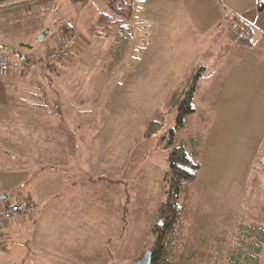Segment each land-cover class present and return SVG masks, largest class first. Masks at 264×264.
I'll list each match as a JSON object with an SVG mask.
<instances>
[{"label":"crops","instance_id":"0c3cea01","mask_svg":"<svg viewBox=\"0 0 264 264\" xmlns=\"http://www.w3.org/2000/svg\"><path fill=\"white\" fill-rule=\"evenodd\" d=\"M141 1L149 26V47L181 52L193 49L198 61L208 55L215 62L209 78V70L206 72L204 66L198 89L205 82L204 94L197 99L198 106L193 104L195 111L188 115H195L202 108L208 114V122L202 126L206 137L200 147L199 179L212 193L224 197L234 183L245 186L253 177L263 175L264 179V170L260 168L264 165V9H259L260 0ZM109 2L74 0L80 5V13L94 5L98 9L87 24L71 17L61 24L71 28L76 41L72 54L64 60L67 69L77 60L85 63L81 55L93 41L76 30L86 24L89 33L101 13L110 11ZM136 2L133 1L134 5ZM54 3L55 0H0V50L14 40V34L24 39L33 32L38 38L46 30L39 13L47 6L49 11ZM233 22L236 25L244 22L253 28V44H237L232 40L228 29ZM48 34L49 31L44 40ZM101 38L108 40L106 36ZM115 42L120 44L114 50H122L132 40L123 35ZM108 43L109 40L99 46L105 49ZM133 69L136 74L137 66ZM9 71L17 72L12 65ZM1 74L6 73H0V207L18 198H31L37 206L28 226H20L17 220L9 222L5 229L11 238L6 239L7 252L16 241L19 247L16 259L25 261L20 245L23 240L24 245L31 243L33 249L37 248L35 255L45 247L50 252L53 242L62 248L58 262H68L69 230L78 228L77 216H85L92 208L99 210L101 218L97 221L109 225L107 240L115 232L122 234L123 197L120 199L114 190V185L122 180L114 181L115 169L101 165L103 156L92 162L83 153L92 143L103 145L100 131L115 132L112 124L100 120L105 112L90 108L86 98L70 95L68 88L57 89L69 87L72 80L63 82L45 77L26 80ZM199 133L202 134L201 130L195 135ZM234 169L240 171L236 174L239 178L236 175L228 178ZM59 231L62 234L56 239ZM61 238L63 242L59 241ZM4 258L0 256V264H10Z\"/></svg>","mask_w":264,"mask_h":264},{"label":"rangeland","instance_id":"374dc122","mask_svg":"<svg viewBox=\"0 0 264 264\" xmlns=\"http://www.w3.org/2000/svg\"><path fill=\"white\" fill-rule=\"evenodd\" d=\"M141 2L137 1L133 5V17L123 22L128 25V37L132 40L125 46L127 49L114 50L120 44L115 41H120L121 34L124 33L118 32L120 28L117 27V22L111 23L110 29L105 32L110 42L105 49L102 45L100 48L99 43L107 44L108 40L91 35L90 30V34L88 33L86 24L94 19L98 9L96 5L80 13V5L75 4L74 0H55L52 9L47 11V6L38 16L41 25H46V30L49 31L46 40L39 39L41 34L36 38V35H32L33 32L25 40L14 34V40H10L0 50V54L8 56L13 69L17 70L12 73L8 72V68L0 71L6 73L1 75L26 80L38 77L56 78L63 82L72 80L69 87L57 89L64 91L68 88L70 95L78 94V97L82 95L86 98V105L90 108L105 112L100 120L108 121L107 125L112 124L116 133L110 130L107 133L100 131L99 137H103V145L95 146L92 143L85 147L86 151L83 153L92 162L97 161L100 156L105 158L101 165L115 169L116 178L111 179L122 182L115 184L114 190L120 199L123 197L122 234L115 232L107 240L111 232L109 225L99 223V210L92 208L85 216H77L80 218L78 228L69 230L68 262H58L61 257L58 253L62 252V248L51 243L50 239L48 241L53 249L49 252L50 248H42L37 252L38 255H35L37 248L33 249L31 243L24 245L23 240L20 245L26 259L18 261L17 242L14 241L12 250L7 252L6 239L10 237L5 234L0 256H6L4 260L8 258L10 264H132L141 260L152 248L153 228L160 218L163 221L158 208L166 199L165 175L169 168L167 141L171 136V128L178 124L180 99L199 67L206 65L209 78L215 62L207 55L201 57L199 63L193 49L181 52L171 48L157 50L156 47H149V26L145 22L146 11ZM69 17L86 23L76 31L79 35L93 38V41L81 55L85 63L72 60L74 64H69L67 69L65 59L51 63L46 60V55L55 47L61 37V24L63 21L69 22ZM102 30L105 31V26ZM22 56L25 60H22ZM136 66L134 74L133 68ZM204 84L206 83H202L195 100L193 99V104L197 106V99L200 100L204 94ZM205 110L199 109L195 115L188 116L186 125L176 129V144L200 130L202 142L204 141L206 134L202 131V126L208 122ZM260 168L264 170L262 166ZM234 171L228 178L240 172ZM261 176L253 177L245 186L234 183L231 192L225 197L212 193L199 177L185 186L180 195V202L184 206L182 225L185 228V248L183 251L174 250V256H178L185 264H225L237 235L253 225L264 226V179ZM236 178L239 176L236 175ZM34 214L23 223L18 220L16 223L28 226L32 223L30 221ZM13 222L11 220L10 224ZM16 223L14 225L17 226ZM61 234L62 232L54 235L58 239ZM59 241L63 242L64 239ZM262 244L260 261L264 264V241Z\"/></svg>","mask_w":264,"mask_h":264},{"label":"trees","instance_id":"16d2710c","mask_svg":"<svg viewBox=\"0 0 264 264\" xmlns=\"http://www.w3.org/2000/svg\"><path fill=\"white\" fill-rule=\"evenodd\" d=\"M133 1L110 0L109 7L111 10L101 13L90 28L91 34L105 37L107 35L105 32L110 29L111 23L117 22V27L120 28L118 32L125 33L121 34V37L128 35L129 27L123 22L133 17ZM259 9H264V0L259 1ZM103 26H105V31L102 30ZM228 30L235 43L253 44L254 33L249 24L241 22L236 25L233 22L232 25L230 23ZM60 32L61 38H64L71 32V28L67 24H63L60 27ZM204 71L205 67L200 66L189 81V85L179 102L178 124L171 128V136L167 141L169 168L165 175L167 182L166 199L160 203L158 208L163 221L157 222L153 228L154 243L149 250L152 256L151 264H185L180 261L178 256H174V250L183 251L185 248V228L182 225L184 206L180 202V195L185 186L198 178L201 169L202 134L194 135L179 144L175 143L174 138L176 129L183 127L187 116L195 111L193 99L199 89V78ZM260 240L262 241L258 242ZM234 241L235 244L232 246L225 264H261L260 255L263 252L264 226L253 225L239 236L237 235Z\"/></svg>","mask_w":264,"mask_h":264},{"label":"built area","instance_id":"2783aa9c","mask_svg":"<svg viewBox=\"0 0 264 264\" xmlns=\"http://www.w3.org/2000/svg\"><path fill=\"white\" fill-rule=\"evenodd\" d=\"M76 47V41L73 34H68L61 38L58 44L49 50L46 60L51 63H58L69 57ZM11 66L8 56L0 54V71L7 70ZM264 168V165H263ZM36 203L31 198H18L14 202H8L0 207V249L1 243L5 238V229L11 220H20L24 222L31 218L36 210Z\"/></svg>","mask_w":264,"mask_h":264},{"label":"water","instance_id":"95a60500","mask_svg":"<svg viewBox=\"0 0 264 264\" xmlns=\"http://www.w3.org/2000/svg\"><path fill=\"white\" fill-rule=\"evenodd\" d=\"M136 1H141V0H136ZM48 33V30L43 31V33L40 35L39 39L41 41L44 40L45 35ZM22 59H24V56H22ZM161 222V218L159 219V223ZM152 261V256L150 251L148 250L145 255L143 256V258L135 263L132 264H151Z\"/></svg>","mask_w":264,"mask_h":264}]
</instances>
